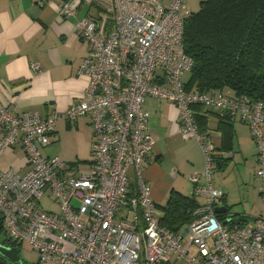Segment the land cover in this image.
I'll list each match as a JSON object with an SVG mask.
<instances>
[{
  "label": "built area",
  "instance_id": "2783aa9c",
  "mask_svg": "<svg viewBox=\"0 0 264 264\" xmlns=\"http://www.w3.org/2000/svg\"><path fill=\"white\" fill-rule=\"evenodd\" d=\"M111 1L115 26L109 33L99 32L94 19L77 17L80 0L59 4L60 15L74 17L77 34L89 42L78 70L89 78L81 100L47 117L16 113L0 101V157L21 145L30 165L24 174L0 170L4 237L16 246L28 242L42 264H171L174 254L189 264H264V216L244 220L216 211L226 206L214 178L218 127L210 122L201 133L194 110L221 108L248 124L264 201V101L185 88L184 73L194 62L184 47L187 0ZM31 65L38 70L37 62ZM149 97L176 106L177 134L196 138L205 159L204 171L190 180L194 195L206 202L178 232L161 224L146 178L156 151L145 108ZM83 115L92 117V161L87 171L72 176L61 157H46L41 148L51 143L60 119L72 122ZM43 198L58 209L45 208Z\"/></svg>",
  "mask_w": 264,
  "mask_h": 264
},
{
  "label": "crops",
  "instance_id": "0c3cea01",
  "mask_svg": "<svg viewBox=\"0 0 264 264\" xmlns=\"http://www.w3.org/2000/svg\"><path fill=\"white\" fill-rule=\"evenodd\" d=\"M75 1L53 0L52 4L42 5L41 0H0V101L12 111H38L47 117L66 111L86 94L89 78L80 75L78 70L89 54V42L77 34L76 19L61 16L58 10L60 3ZM161 1L169 4V0ZM77 17L97 21L99 32L109 33L115 26L111 0H80ZM32 62L39 64L38 70L33 69ZM145 108L151 114L149 127L156 140L155 154L147 162L146 178L157 206L161 207L166 205L171 192L194 195L195 184L190 176L204 171L205 159L196 138L177 134L179 110L174 104L149 97ZM206 111V116H200L197 124L203 134L207 132V118L211 125L218 127L213 136L217 145L216 170L228 169L237 154L246 162L253 155L255 161L257 145L248 124L240 117L231 120L232 123H221V109ZM93 141L90 115L72 122L60 119L51 143L42 147L41 152L46 157H61L66 172L73 170L71 175L78 176L90 168ZM8 169L20 174L30 169L21 145L0 157V170ZM215 184L226 194L229 213L244 220L264 216L249 218L238 210L232 212L230 194L223 185L216 181ZM258 188L261 195L259 184ZM198 202L203 204L206 199L198 197ZM157 215L161 218V208H157Z\"/></svg>",
  "mask_w": 264,
  "mask_h": 264
},
{
  "label": "trees",
  "instance_id": "16d2710c",
  "mask_svg": "<svg viewBox=\"0 0 264 264\" xmlns=\"http://www.w3.org/2000/svg\"><path fill=\"white\" fill-rule=\"evenodd\" d=\"M184 47L194 61L183 76L187 90L264 101V0H203L201 8L185 20ZM209 108L216 107H194L196 122ZM220 114L221 123L234 120L227 110L221 109ZM205 124L208 130V118ZM199 205L195 195L171 192L166 205L157 206L162 209L161 224L178 232L194 220L193 212ZM3 234L0 222V241L16 246ZM22 264L27 263L23 260Z\"/></svg>",
  "mask_w": 264,
  "mask_h": 264
},
{
  "label": "rangeland",
  "instance_id": "374dc122",
  "mask_svg": "<svg viewBox=\"0 0 264 264\" xmlns=\"http://www.w3.org/2000/svg\"><path fill=\"white\" fill-rule=\"evenodd\" d=\"M203 0H187L188 7L191 12H196L201 8ZM256 159L253 160V155L248 162L245 161L240 154L233 159L228 169L221 171L218 169L214 173L216 183L221 184L230 194V209L232 212L238 210L241 213L247 214L249 218L263 214L264 201L260 195L258 181L256 175ZM67 173V172H66ZM69 173V174H68ZM68 175L73 174V170L68 172ZM202 198V197H201ZM45 208L57 210V206L52 201L43 198ZM252 216V217H251ZM20 254L27 264L37 263L39 261L38 253L32 248L28 242L20 244ZM193 251V250H192ZM45 264H54L52 262ZM171 264H189L187 260H178L177 255H172Z\"/></svg>",
  "mask_w": 264,
  "mask_h": 264
},
{
  "label": "water",
  "instance_id": "95a60500",
  "mask_svg": "<svg viewBox=\"0 0 264 264\" xmlns=\"http://www.w3.org/2000/svg\"><path fill=\"white\" fill-rule=\"evenodd\" d=\"M217 213H228V207H220L216 209ZM240 218L237 219V223L239 222ZM3 261H9L15 264H22L23 258L20 254V250L16 246H8L3 244L0 241V263Z\"/></svg>",
  "mask_w": 264,
  "mask_h": 264
},
{
  "label": "flooded vegetation",
  "instance_id": "af4514ba",
  "mask_svg": "<svg viewBox=\"0 0 264 264\" xmlns=\"http://www.w3.org/2000/svg\"><path fill=\"white\" fill-rule=\"evenodd\" d=\"M9 262V261H8Z\"/></svg>",
  "mask_w": 264,
  "mask_h": 264
}]
</instances>
